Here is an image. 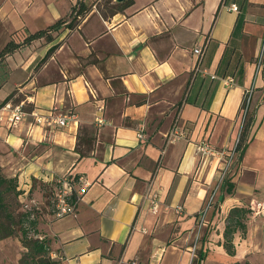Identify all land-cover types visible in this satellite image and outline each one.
Segmentation results:
<instances>
[{"label":"crops","instance_id":"0c3cea01","mask_svg":"<svg viewBox=\"0 0 264 264\" xmlns=\"http://www.w3.org/2000/svg\"><path fill=\"white\" fill-rule=\"evenodd\" d=\"M75 1L0 0V46L13 31L66 15ZM115 10L101 17L92 7L73 29L5 57L0 89L9 83L12 102L19 95L24 109L65 115V124L30 115L9 124L0 108L1 172L21 192L31 178L53 187L73 178L72 211L36 223L56 264H188L194 250L205 253L201 264L242 262L255 245L248 226L242 238L233 234V256L221 247L222 230L231 207L264 201V64L254 72L252 63L264 0H130ZM248 89L252 119L226 192L218 160H198L194 145L233 147ZM174 125L184 135L170 140ZM255 217L264 233V210Z\"/></svg>","mask_w":264,"mask_h":264},{"label":"trees","instance_id":"16d2710c","mask_svg":"<svg viewBox=\"0 0 264 264\" xmlns=\"http://www.w3.org/2000/svg\"><path fill=\"white\" fill-rule=\"evenodd\" d=\"M109 1L110 0H92L90 3H85L83 0H77L70 6L66 15L44 27L38 28L29 33L21 34L20 36L16 35V31L11 32L8 38L0 46V66H2V62L6 56L21 47L30 44L32 41L43 38L45 42H48L51 40L52 32H56L60 28H66L68 30L73 29L92 7L97 10L101 17H105L107 14L113 13L115 9H120V6H126L130 3V0H120V3L115 4H110ZM106 9V13H103L102 11ZM58 45L59 42L50 46L37 65L44 62ZM5 74V71H1L0 67V82L5 79ZM15 93L16 90L9 92L0 102V107L9 101ZM251 119V112L247 111L238 141L234 147L238 150V156L242 154L245 148L246 132L251 123ZM33 180L36 179L31 178V181ZM222 185L226 192L230 191L231 184L228 182L227 178L223 180ZM29 189H31V184ZM20 192L21 191L17 189L16 177L6 176L0 170V241L12 237L17 238L21 248L25 250L18 259L17 264H56V262L48 257L49 240L46 239L45 236L41 237L37 232L35 217L34 219L29 220L28 215L21 211L20 202L18 200ZM76 198V195L71 190L67 200L71 204H74ZM248 213V208L233 206L224 218L221 247L224 253L228 256L234 255V246L232 244L233 234L238 232L241 238L245 234V219ZM204 257L205 253L202 250L197 251L194 264H201ZM231 264H249V262L245 259L242 262H233Z\"/></svg>","mask_w":264,"mask_h":264},{"label":"built area","instance_id":"2783aa9c","mask_svg":"<svg viewBox=\"0 0 264 264\" xmlns=\"http://www.w3.org/2000/svg\"><path fill=\"white\" fill-rule=\"evenodd\" d=\"M229 10L236 11L237 6L234 3L229 4L228 6ZM192 53L199 55L200 49L193 48ZM253 68L254 72H257L260 70V68L264 64V28H263V34L261 37V41L259 44V49L257 54L255 55L253 59ZM224 82L227 86L231 85L233 82V79L231 76L224 77ZM249 89L245 90L243 99L241 101V104L239 106V115L237 120V132H236V138L235 143L231 149H217L213 147L211 144H209L205 140H200L195 143L194 145V151L196 155L198 156V160L205 161L208 157H215L218 160V168H217V184H221L225 178H227L228 175V169L232 160V157L235 153V145L238 141L239 134L242 128V125L244 123L246 113L249 111ZM1 109L7 110L8 112V122L9 124H15L19 120H21L22 117L26 115H30L33 118V121L36 123H39L40 118H43V121H46V123L52 122L56 126H63L65 124V115H60L57 117H53L52 114H44V115H37L33 110H25L23 107V102H12L11 100L7 101L3 106L0 107ZM42 116V117H41ZM97 123H100V119H96ZM184 135L183 131L179 128H177L176 125L171 127L168 137L170 140L178 139ZM73 182V178L67 179L66 177H59L55 181V183L58 185L54 186V211L52 213L53 218H58L63 215H66L72 211L73 204H71L67 197L70 194L71 185ZM18 200L20 202V208L21 211L26 213L28 215V219L32 220L34 219L37 211V205L36 200L29 197L28 195V188L23 189L22 192L18 195ZM155 208V203L151 199V211H153ZM176 212L180 211V207L175 208ZM248 210L249 213L252 215V217L257 216L261 213V211L264 210V201L259 202H250L248 204ZM201 213L198 214V216ZM128 264H136L135 261H131Z\"/></svg>","mask_w":264,"mask_h":264},{"label":"rangeland","instance_id":"374dc122","mask_svg":"<svg viewBox=\"0 0 264 264\" xmlns=\"http://www.w3.org/2000/svg\"><path fill=\"white\" fill-rule=\"evenodd\" d=\"M116 1V0H112ZM111 3V1H110ZM109 10V9H108ZM107 9L102 11L106 13ZM10 87L9 83H6L3 88L0 89V101H2L6 95V91ZM16 94V93H15ZM14 94V95H15ZM19 95L16 96V102L19 100ZM14 102V103H16ZM54 183V182H53ZM31 189L28 191L29 197L36 200L37 211L35 215L36 223L44 221V215L48 214L52 218V213L54 211L53 199H54V187L51 183H43L38 180H33L30 182ZM21 191V190H20ZM19 199V198H18ZM257 217L253 218L250 213L246 215L245 225L248 226L250 230L249 239L250 242L255 244L251 251L247 254V261L249 264H264V233H260L256 226L255 221ZM3 241V240H2ZM251 247V243L249 245ZM25 252L21 245L19 244L17 238H8L4 242H0V264H17L20 256ZM194 255L197 253V250L193 251ZM195 257L191 258V261L188 264H194Z\"/></svg>","mask_w":264,"mask_h":264},{"label":"water","instance_id":"95a60500","mask_svg":"<svg viewBox=\"0 0 264 264\" xmlns=\"http://www.w3.org/2000/svg\"><path fill=\"white\" fill-rule=\"evenodd\" d=\"M116 1H120V0H116Z\"/></svg>","mask_w":264,"mask_h":264}]
</instances>
